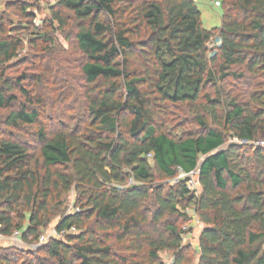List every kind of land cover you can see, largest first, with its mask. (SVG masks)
I'll use <instances>...</instances> for the list:
<instances>
[{
	"label": "trees",
	"instance_id": "16d2710c",
	"mask_svg": "<svg viewBox=\"0 0 264 264\" xmlns=\"http://www.w3.org/2000/svg\"><path fill=\"white\" fill-rule=\"evenodd\" d=\"M216 1L221 25L207 29L195 0H55L29 35L30 5L8 4L19 19L0 14V134L44 121L47 100L22 85L42 75L14 70L50 51L55 23L81 53L86 90L75 123L39 124L38 157L0 136V234L27 246L1 247L0 264H159L161 250L181 264L184 231L163 217L186 223L188 207L202 224L198 264H264V148L229 142L264 139V0ZM195 169L199 193L152 184ZM71 190L77 210L53 228L75 231L29 249Z\"/></svg>",
	"mask_w": 264,
	"mask_h": 264
},
{
	"label": "rangeland",
	"instance_id": "374dc122",
	"mask_svg": "<svg viewBox=\"0 0 264 264\" xmlns=\"http://www.w3.org/2000/svg\"><path fill=\"white\" fill-rule=\"evenodd\" d=\"M18 1L29 4L30 6L28 11L33 15L32 26L28 28V31L26 32L27 35L37 33L42 30L45 24V19L47 20L50 17L48 12L49 6H54L56 3L55 0H0V14H3L6 11L11 12L9 13L11 15L10 18L17 21L19 19V15L17 14L16 9L14 7L12 8L10 5L8 6V4ZM195 2L200 10L201 21L204 28L211 29L221 25L222 10L220 4L216 0H195ZM72 23L73 19L71 18V20H69V25H72ZM17 26L18 25H16V27ZM54 29L52 35L55 37V41L49 48L50 51L47 50L46 52H39L36 57L33 56L31 58V55L28 57V60L34 61V68H27V64H21L14 70L15 72L19 71V73L24 71L28 75H42L43 83L41 81L35 82L30 77L22 85L25 89L31 92L35 90L34 93H39L42 95L44 100H47V102H45L44 113L41 115V118L44 121H41L40 119L41 122H38V124L26 125L21 129L15 130V133L14 131L12 132V130H3L2 134H0V136L5 138L12 136L15 139H18L20 142L25 144L29 148V151L35 156H39V143L35 138L34 131L39 127L40 123L48 126L49 130H53L56 127L53 122L58 123L59 121H62V118H60L61 116H64L65 122L68 121L70 123H75L73 116L80 118L84 115V109L81 107V102L77 103V105L81 108L79 106V108H77L73 105L78 92L81 94L86 90V86L84 85L85 80L80 77L79 71L81 53L74 48L72 45V38L67 37L65 30L58 29L57 23L54 24ZM216 42L217 41H214V44ZM212 45L213 44L210 43L208 48L210 49ZM25 52L29 53L27 49L22 50L20 53ZM32 61L29 62L32 63ZM238 86L239 85H236V90L239 89ZM82 96L83 95L80 96V99ZM20 98H22L21 95ZM175 112L179 113V110L176 107L171 108L170 114L167 116H173ZM4 113V110H0V116ZM152 182L153 185L166 183L170 186L174 183V179L162 180V178L157 177ZM199 192L200 188L197 190V193ZM61 200L63 202L62 205L57 202L53 203L51 209V220L48 224L49 227L43 233H46L48 229L55 226L61 212L75 211L76 206L74 205V190H71L63 195ZM184 211L192 217V219L186 221V223L182 222V219L180 218L177 219L174 216L167 215L163 217V221L166 219L176 220L177 226L184 231L182 233V245H187L189 250H183L184 258L181 264H198V240L202 224L196 218L191 207H188ZM100 233L98 234L100 235ZM106 234L107 240L109 239L108 243L113 245L115 249H120L122 247L123 240L118 238L116 229L111 230L110 232L108 231ZM15 241L2 240L0 241V248L13 247L19 250L27 249V246L20 239L16 242ZM158 255L159 264H172L175 257L173 250H161Z\"/></svg>",
	"mask_w": 264,
	"mask_h": 264
},
{
	"label": "built area",
	"instance_id": "2783aa9c",
	"mask_svg": "<svg viewBox=\"0 0 264 264\" xmlns=\"http://www.w3.org/2000/svg\"><path fill=\"white\" fill-rule=\"evenodd\" d=\"M229 142L239 144V145H252V146H258L264 148V139L261 140H244V139H238V138H232L229 140ZM179 179H183L186 181V185L189 190L194 191L197 193V190L199 188V183H198V170H192L190 172H183L182 170L179 171L178 175L176 178H174V182L178 181ZM134 180L131 178L129 179L127 184H132ZM77 208L75 209V211ZM75 231L74 228H71L69 230H62V231H56L55 228L48 229L46 233H43L39 239L38 242L35 244L28 245L29 249L35 248L42 242L46 241L49 237H61L62 235ZM19 239V231H15L11 236H3L0 234V241L2 240H8V241H17ZM15 241V242H16Z\"/></svg>",
	"mask_w": 264,
	"mask_h": 264
},
{
	"label": "water",
	"instance_id": "95a60500",
	"mask_svg": "<svg viewBox=\"0 0 264 264\" xmlns=\"http://www.w3.org/2000/svg\"><path fill=\"white\" fill-rule=\"evenodd\" d=\"M216 41H218V39H216Z\"/></svg>",
	"mask_w": 264,
	"mask_h": 264
}]
</instances>
